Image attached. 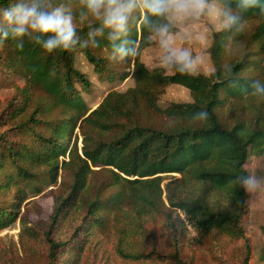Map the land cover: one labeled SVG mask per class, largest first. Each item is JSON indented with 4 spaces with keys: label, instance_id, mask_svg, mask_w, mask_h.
<instances>
[{
    "label": "trees",
    "instance_id": "1",
    "mask_svg": "<svg viewBox=\"0 0 264 264\" xmlns=\"http://www.w3.org/2000/svg\"><path fill=\"white\" fill-rule=\"evenodd\" d=\"M209 1L241 17L238 25L211 32L214 70L209 74L187 75L174 62L172 73L144 64L140 53L160 29L167 26L171 34L177 27L168 13L148 14L141 0H118L133 5L122 31L104 25L107 0L100 16L91 12L89 0H37L43 9L59 8L72 18L73 42L51 53L43 49L48 37L38 32L0 36V72L17 74L24 82L0 109V230L16 219L36 180L54 183L60 168L72 178L56 197L46 229L24 226L21 232L47 243L40 264H81L109 229L116 235L118 255L133 262L193 264L192 257L185 258V247L192 241L206 244L219 233L245 241L241 264H248L242 181L249 177L244 166L249 154H264V110L252 105L264 96L251 94L254 81L264 84V0L247 11L238 7L241 0ZM12 2L0 0V8ZM250 20L257 25L243 54L224 64L228 44L241 40L243 23ZM79 54L99 80L130 76L133 85L110 90L90 108L81 93L92 82L76 66ZM171 84L188 89L191 100L160 105L159 96ZM247 103L254 107L252 116L241 111L244 116L233 115L231 123H224L222 110ZM202 111L208 118L195 119ZM148 112L163 121L142 123ZM97 170L105 174L99 181ZM167 173L180 176L163 183Z\"/></svg>",
    "mask_w": 264,
    "mask_h": 264
},
{
    "label": "rangeland",
    "instance_id": "2",
    "mask_svg": "<svg viewBox=\"0 0 264 264\" xmlns=\"http://www.w3.org/2000/svg\"><path fill=\"white\" fill-rule=\"evenodd\" d=\"M208 4L215 9L221 7L216 1H209ZM167 13L175 19L174 23L177 27L175 32L168 34L170 39L169 48L188 51L192 54V58L200 57L201 63L197 72L209 74L214 70L208 51L211 43V32L223 26L222 20L217 19L214 12H206L199 17L184 18H178L173 12ZM256 25L257 22L253 20L243 23L241 40L228 44L222 58L224 64L236 57H241L244 43ZM154 37V43L141 51L140 59L148 68L160 66L165 73H172V64H165L163 59L168 54V50L162 47L161 43L164 37L161 38L159 32ZM251 49L253 48H248V51ZM76 66L84 71L92 82L89 90L81 93L90 108H95L110 90L124 91L134 83L133 78L130 76L123 81L116 79L113 81L99 80L92 66L82 54L77 56ZM129 69L131 70V67ZM23 84L21 76L14 73L0 72V109L5 100L13 95L15 87ZM40 94L41 92L36 93L38 96ZM190 100L191 96L188 89L181 85L171 84L159 96L158 103L165 106L169 102H186ZM254 104L260 105L264 110V99L252 103V105ZM240 107L242 109L222 110L221 115L224 123H231L233 115L244 116L241 111L248 112V116L253 115L254 107H251L250 104L240 105ZM163 119V117L148 112L142 115L141 122L157 126ZM74 133L79 135L78 129ZM81 145V137L78 136V147L80 148ZM59 165L61 166V162ZM244 166L249 176H254L257 181H260V187L255 191H246L247 209L241 219L245 239H247L249 246L248 264H264V154L251 152ZM96 169H99V167H96ZM167 174L166 177L168 178L163 183L180 176L178 173ZM103 176L105 174L101 170L94 173L97 181L103 179ZM71 181V173L63 168H60L57 180L54 183L35 181V189L28 191V197L20 205L16 219L0 230V264H40L44 261V250L47 243L26 239L21 232H23L24 226H33L37 229L40 228V230L46 229V223L50 221V216L53 213L56 197L65 193ZM36 189H38V192ZM12 194L9 193L5 198L10 199ZM178 214L184 218L180 210ZM22 219H24L23 223ZM189 230L192 235H196L192 228L189 227ZM69 233L70 231L67 232L68 235ZM58 234L64 235V233ZM99 237L96 246L84 253L81 264H152L151 262H133L120 257L116 252V235H114L113 229L103 232ZM192 242L190 247H185L184 254L187 259L193 258V264H241L242 256L245 255L244 240L232 241L219 233L209 237L206 244H199L197 241Z\"/></svg>",
    "mask_w": 264,
    "mask_h": 264
},
{
    "label": "clouds",
    "instance_id": "3",
    "mask_svg": "<svg viewBox=\"0 0 264 264\" xmlns=\"http://www.w3.org/2000/svg\"><path fill=\"white\" fill-rule=\"evenodd\" d=\"M147 13L152 16H163L167 12H173L178 18L199 17L206 12H214L217 19H221L225 28L238 25L241 17L233 14L232 10L225 6L218 9L209 5L207 0H141ZM104 0H89V9L96 15H101V6ZM107 8L103 13V22L106 27L115 31H122L127 19V14L132 10L133 5H123L118 0H107ZM243 11L250 8L261 7L260 0H241L238 5ZM264 12V7H261ZM29 31L38 32L42 36H47L43 42V49L51 53L54 49L63 45L65 48L73 42L75 30L72 25L71 16H65L57 8L55 11H47L41 7L37 0H14L7 7L0 8V36L7 38L11 33L13 38L25 36ZM159 34L162 39V47L168 50V54L163 58L165 64L174 62L179 65V71L187 75L197 72L201 63V58H192L188 51L169 48L168 28L160 29ZM22 48V45L20 46ZM121 53L124 50L120 49ZM252 95L264 96V84L254 81L251 85ZM207 112H200L195 119L206 120ZM246 191L252 192L260 187V181L254 176H249L242 181Z\"/></svg>",
    "mask_w": 264,
    "mask_h": 264
}]
</instances>
